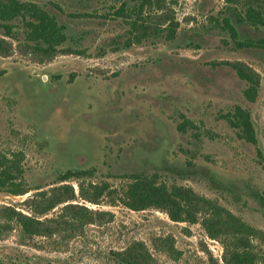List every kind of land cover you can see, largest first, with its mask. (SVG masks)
<instances>
[{
	"label": "rangeland",
	"instance_id": "1",
	"mask_svg": "<svg viewBox=\"0 0 264 264\" xmlns=\"http://www.w3.org/2000/svg\"><path fill=\"white\" fill-rule=\"evenodd\" d=\"M27 1L54 14L68 40L45 57L25 39L21 20L7 33L0 19V152H23L25 182L40 187L22 195L0 191V260L120 264L116 252L142 241L153 264H227L222 240L209 237L201 218L178 222L164 210H134L121 199L129 176L157 172L169 186L192 187L264 231L258 199L264 196V51L239 48L214 22L226 1L166 0L163 10L148 5L141 17L133 13L139 0ZM124 6L131 17L118 13ZM136 19L151 30L174 22L176 37L138 41ZM238 27L242 38L261 36L253 27ZM234 61L259 72L256 101L245 96L247 82L229 65ZM236 106L251 113L256 144L233 123ZM186 162L230 187L183 174ZM68 170L93 174L58 181ZM63 184L75 197L36 213L35 204L46 202L31 199L37 191L54 197ZM105 184L111 191L97 203L84 197ZM8 207L38 215L52 232L25 238ZM253 243L255 264H264V240Z\"/></svg>",
	"mask_w": 264,
	"mask_h": 264
},
{
	"label": "trees",
	"instance_id": "2",
	"mask_svg": "<svg viewBox=\"0 0 264 264\" xmlns=\"http://www.w3.org/2000/svg\"><path fill=\"white\" fill-rule=\"evenodd\" d=\"M226 6L222 12L221 19H215L219 28L227 31L232 41L239 48H258L264 51V0H225ZM153 6L157 10H163L166 0H139L134 9L136 15H143L147 6ZM128 8L125 6L118 10L120 15L131 17ZM141 17V16H140ZM0 19L10 33L13 21L21 20L26 33L25 39L34 52L41 53L45 57L52 58L59 51V47L68 40L66 26L58 21L56 16L50 13L39 3L27 0H1ZM174 23V22H173ZM171 23L166 29L151 30L144 21L135 20L133 27L139 31L136 34L138 41L145 38L165 37L174 39L177 33V26ZM239 25L253 27L261 32L258 38H242ZM155 34V35H154ZM0 39V47L2 46ZM229 65L236 70L238 76L247 82L245 96L248 100L256 101L260 86L261 76L253 67L243 61L229 62ZM233 123L242 130L243 137L254 144L257 143L256 130L249 110L242 106L234 109ZM189 120L179 125L185 131ZM24 153L21 151L0 152V191H6L13 195H22L32 189L40 187L29 186L24 179L23 166ZM185 175L202 174L216 188L229 186L215 176L210 175L208 170L199 168L193 162H186L182 167ZM92 170H68L58 178L60 182L70 178L88 177ZM159 173L133 174L130 182L123 188L121 199L125 205L134 210H143L150 207L166 211L172 220L178 222L197 223L202 219V224L210 238L222 240L225 248L223 259L227 264H255L259 255L253 248L254 239L264 240V231L258 229L231 210L221 205L217 200L198 194L192 187L174 184L169 186L166 182L160 181ZM82 192L85 191L84 184L79 183ZM98 189L97 185H93ZM230 187V186H229ZM63 192L54 197H47L46 191H37L32 197H41L46 200L44 204L37 203L36 213L45 214L56 205L70 201L75 197L74 188L63 184ZM232 189V187H231ZM110 186L107 184L99 187V190L92 196L84 197L97 203L105 193H109ZM260 203L264 207V196L259 195ZM69 205V204H68ZM75 207V206H72ZM7 213L11 219L18 222L24 237L36 235H47L52 232L45 226L43 219L35 214H26L15 207H8ZM75 215L83 219L84 213L76 211ZM68 221V220H67ZM116 259L120 264H153L151 255L146 244L136 241L126 249L116 252ZM0 264H5L0 260Z\"/></svg>",
	"mask_w": 264,
	"mask_h": 264
}]
</instances>
